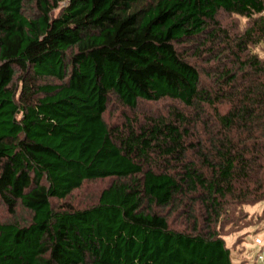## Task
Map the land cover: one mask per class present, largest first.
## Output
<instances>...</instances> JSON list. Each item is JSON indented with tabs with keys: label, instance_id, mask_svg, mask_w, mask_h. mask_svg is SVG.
Masks as SVG:
<instances>
[{
	"label": "trees",
	"instance_id": "1",
	"mask_svg": "<svg viewBox=\"0 0 264 264\" xmlns=\"http://www.w3.org/2000/svg\"><path fill=\"white\" fill-rule=\"evenodd\" d=\"M260 46L264 0H0V264H233L222 232L264 203Z\"/></svg>",
	"mask_w": 264,
	"mask_h": 264
},
{
	"label": "rangeland",
	"instance_id": "2",
	"mask_svg": "<svg viewBox=\"0 0 264 264\" xmlns=\"http://www.w3.org/2000/svg\"><path fill=\"white\" fill-rule=\"evenodd\" d=\"M221 23L229 30L237 29L242 31L248 20L239 16H221ZM264 58V47L260 46L254 50ZM148 106V105H147ZM151 108H165L163 102L151 106ZM130 114V113H129ZM125 114L123 110L116 105L109 109L106 114L108 123L123 122ZM110 180L86 182L83 187L75 191L63 204L72 205L76 209H85L98 200L101 191L110 184ZM62 204V203H60ZM62 204V205H63ZM240 222L237 225H228L222 233L224 234L226 244L231 250L233 264H264L260 259L261 247L255 244L256 238L264 237V203L256 205H246L240 208ZM26 213L19 211L21 217ZM174 215V214H173ZM244 215L247 218H244ZM175 216V215H174ZM7 209L0 204V221L10 219ZM176 217L171 218L172 224L177 226ZM238 226V227H236ZM241 230L233 234L234 230ZM231 231V232H230Z\"/></svg>",
	"mask_w": 264,
	"mask_h": 264
},
{
	"label": "built area",
	"instance_id": "3",
	"mask_svg": "<svg viewBox=\"0 0 264 264\" xmlns=\"http://www.w3.org/2000/svg\"><path fill=\"white\" fill-rule=\"evenodd\" d=\"M255 244L262 248V254L260 255L259 258L264 260V237L256 238Z\"/></svg>",
	"mask_w": 264,
	"mask_h": 264
}]
</instances>
